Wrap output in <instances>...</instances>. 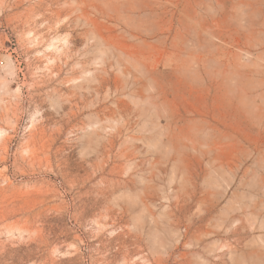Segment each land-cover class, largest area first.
Listing matches in <instances>:
<instances>
[{"label":"rangeland","instance_id":"1","mask_svg":"<svg viewBox=\"0 0 264 264\" xmlns=\"http://www.w3.org/2000/svg\"><path fill=\"white\" fill-rule=\"evenodd\" d=\"M0 264H264V0H0Z\"/></svg>","mask_w":264,"mask_h":264}]
</instances>
